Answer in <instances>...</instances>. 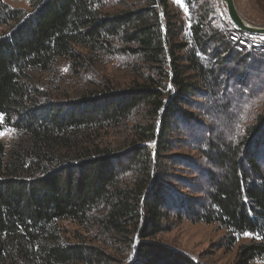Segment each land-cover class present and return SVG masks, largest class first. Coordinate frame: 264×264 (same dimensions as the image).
<instances>
[{
    "label": "trees",
    "instance_id": "1",
    "mask_svg": "<svg viewBox=\"0 0 264 264\" xmlns=\"http://www.w3.org/2000/svg\"><path fill=\"white\" fill-rule=\"evenodd\" d=\"M6 1L0 134L14 128L22 140L10 152L0 140V264H199L156 240L184 219L225 229L227 249L249 236L234 264L263 259L264 112L239 133L234 111L264 91V77L250 76L264 71V46L249 44L232 22L218 31L203 14L186 27L173 0H136L115 13L103 0H27L30 12ZM117 53L133 63L128 87L57 102L35 81L59 59L79 72ZM203 100L204 114L228 115L229 127L190 112ZM139 111L143 120L122 148L90 140ZM182 124L196 152L185 159L170 153ZM179 173L193 175L189 185L178 186ZM66 220L92 224L100 241L115 237L110 247L123 243L129 258L68 240Z\"/></svg>",
    "mask_w": 264,
    "mask_h": 264
},
{
    "label": "rangeland",
    "instance_id": "2",
    "mask_svg": "<svg viewBox=\"0 0 264 264\" xmlns=\"http://www.w3.org/2000/svg\"><path fill=\"white\" fill-rule=\"evenodd\" d=\"M135 1L103 0L102 7L105 12L115 13L130 8ZM173 1L180 4L179 12L185 21L186 27L190 26L191 21L197 20L199 14L205 15L207 21L213 24L212 27L217 28L218 31L226 30L228 23L231 22L226 7L221 0H197L193 1L190 7L186 6L184 0ZM6 2L12 7L22 8L28 12L32 10L27 0H7ZM235 2L240 14L247 22L255 26H264V0H235ZM173 13H177V11L173 10ZM2 32H4V29L0 28V33ZM185 38L191 39L189 32L185 33ZM248 43L252 44L251 41H248ZM260 46H264V44H260ZM259 49L262 50V47ZM250 50L251 46H247V51ZM132 66L133 63L129 57L118 53L108 56L105 61L91 65L79 72L72 69L67 60L59 59L51 71L37 72L34 77L47 97H50L52 101L65 102L72 101L86 92H99L108 85H112L117 89L128 87L136 77ZM260 75L264 77V71L250 73L251 78ZM234 82L235 79H232L231 83ZM253 82L254 80L247 79L245 84L246 86L249 84L254 85ZM249 87L248 92L252 90ZM254 94L251 99L246 97L244 104L234 111L235 121L238 122L236 128H238L239 133L240 131L242 133L248 125L253 124L256 118L264 112V91L263 93ZM200 104L202 106L200 105L201 107L197 111L190 112H195L193 114L196 116L201 115V120L210 121L214 126L217 125L218 127V123H220L225 128L229 127L226 122V116L228 115H224L222 119V114H215L213 112L214 108H212V113L207 116L204 114V109L208 106L206 100L201 101ZM140 120H143V117L139 111L134 114L130 121L115 128L102 130L90 140H96V143L101 146L109 148L118 146V148H122L128 144V140L132 139L133 128ZM185 130L186 126L183 124L176 128V132L173 134V148L170 151V153L182 159L194 157L196 153L193 139L186 140L188 136L184 137ZM0 140L5 144L7 151L10 152L22 138L17 130L8 127L0 134ZM173 174H176V172H173ZM178 176L181 180H184L181 183L182 185L178 186L189 185L193 177V175L186 173H179ZM61 225L64 235L70 241H84L93 245L107 246L108 251L113 252L122 262L130 256L123 243L110 247L112 246L110 244L116 242L115 237L112 239L107 237L106 241H100L99 238L102 237L96 233L95 227L90 223L79 224L75 221L66 220ZM225 234V229L216 224L194 223L184 219L176 222L171 231L159 235L156 240L183 251L193 257L199 264H234L238 245L241 242L249 241V236H244L238 245L232 249H227L221 246V240ZM250 264H264V258L257 259Z\"/></svg>",
    "mask_w": 264,
    "mask_h": 264
},
{
    "label": "water",
    "instance_id": "3",
    "mask_svg": "<svg viewBox=\"0 0 264 264\" xmlns=\"http://www.w3.org/2000/svg\"><path fill=\"white\" fill-rule=\"evenodd\" d=\"M225 5L227 15L235 27L245 33L264 36V26H255L247 22L240 14L235 0H221Z\"/></svg>",
    "mask_w": 264,
    "mask_h": 264
},
{
    "label": "built area",
    "instance_id": "4",
    "mask_svg": "<svg viewBox=\"0 0 264 264\" xmlns=\"http://www.w3.org/2000/svg\"><path fill=\"white\" fill-rule=\"evenodd\" d=\"M232 29L236 30L234 27H232ZM239 31H237V34L239 36L243 37L245 40L251 41L252 44H254V45L264 44V36L252 35V34H248V33H245V32L243 33V32H239Z\"/></svg>",
    "mask_w": 264,
    "mask_h": 264
},
{
    "label": "snow or ice",
    "instance_id": "5",
    "mask_svg": "<svg viewBox=\"0 0 264 264\" xmlns=\"http://www.w3.org/2000/svg\"><path fill=\"white\" fill-rule=\"evenodd\" d=\"M3 120V114H0V121ZM245 235H249L248 233H245Z\"/></svg>",
    "mask_w": 264,
    "mask_h": 264
}]
</instances>
